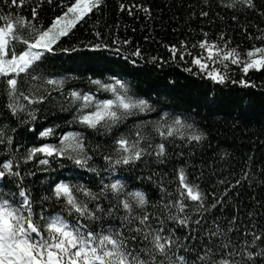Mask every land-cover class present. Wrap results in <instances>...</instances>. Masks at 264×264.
<instances>
[{
	"label": "trees",
	"instance_id": "obj_1",
	"mask_svg": "<svg viewBox=\"0 0 264 264\" xmlns=\"http://www.w3.org/2000/svg\"><path fill=\"white\" fill-rule=\"evenodd\" d=\"M72 2L17 0L13 5L0 0V26L7 16L23 18L29 28L46 29L65 11L62 6ZM251 3L252 7L241 0H100L99 7L51 52L43 53L35 78L21 74L14 99L8 95L6 78H0V171H6L3 165L10 162L18 173L4 176L0 200L19 206L18 194L24 191L45 238L48 223L56 217L81 232L131 236L129 229L138 222L124 220L119 201L139 192L147 205L135 208L133 215L146 212L153 229L163 226L164 235L174 231L190 249H179L178 255L195 260L197 252L203 256L210 244L215 250L220 238L210 237L209 229L221 225L225 230L232 227L230 236L238 245L250 243L251 233L259 235L255 247L246 249L254 257L247 264H264V255H258L264 250V68L243 71L252 59L247 53L264 48V0ZM29 35L28 29L17 31L18 37ZM205 41L209 47L216 45L211 59L207 48L200 47ZM13 43L16 53L24 48L20 40ZM228 51L234 52L238 63L223 60L222 53ZM196 58L208 66L206 70L192 63ZM208 72L220 73L224 82L211 80ZM49 80L63 83L53 85ZM117 81L128 96L148 107L133 110L111 127L92 129L80 123V117L91 114L97 103L115 99L111 87L123 92ZM73 92L93 97L91 106L84 107ZM10 103L17 106L15 114ZM165 117L169 124L181 119L190 127L183 136L161 137L156 128ZM137 132L143 138L138 145L144 149L141 159L116 164V141L121 137L135 141ZM192 135L201 139L192 140ZM65 136L70 138L66 142ZM74 137L82 143L83 153ZM160 144L163 155L157 156ZM45 146L67 151L29 158L33 148ZM85 155L86 163L75 162ZM181 170L205 194L199 211L197 204L184 201L185 213L179 215L190 217L187 228L168 219L177 215L183 199L178 191ZM61 183L73 189L78 202L95 212L96 219L80 216L55 195ZM113 183L123 186L119 195L105 188ZM234 259H241L238 252Z\"/></svg>",
	"mask_w": 264,
	"mask_h": 264
},
{
	"label": "snow or ice",
	"instance_id": "obj_2",
	"mask_svg": "<svg viewBox=\"0 0 264 264\" xmlns=\"http://www.w3.org/2000/svg\"><path fill=\"white\" fill-rule=\"evenodd\" d=\"M15 5L17 0H10ZM22 2V0H21ZM51 3V0H48ZM242 3H247L252 7L251 0H241ZM100 0H73L70 5H63L65 11L56 17L46 29L37 28L32 25L30 28L23 18L12 19L3 17L5 20L4 26H0V78L4 80L8 95L10 98H15L19 92L18 78L21 74L35 78L33 73L39 67L38 62L44 52H51L53 45L58 43L62 37L68 36L69 32L76 27L78 23L83 21L94 8H98ZM36 9H32V15L36 16ZM20 28L28 29L30 35L28 37H18L17 31ZM20 40L24 48L19 53L14 52V41ZM13 48L10 49L9 45ZM202 49L207 48L208 58L211 59L214 55L216 45L208 46L207 41L200 45ZM175 52V49H172ZM260 54L259 58L257 54ZM139 55V53H137ZM220 55V54H217ZM247 56L252 58L245 63L243 71L247 73L249 69L264 68V48L250 51ZM10 57V58H9ZM223 60H232L233 63L239 61L234 58V52L228 51L222 53ZM192 63L199 66L201 70H206L207 65L201 59L196 58ZM208 78L218 83L224 82V77L218 72H208ZM48 83L53 85H61L63 82L49 80ZM99 84V81H95ZM120 89L123 92H118L115 87H111L115 99H109L103 103H97L94 111L91 114L80 117V123L86 127L96 129L97 127H111L118 123L123 116L131 114L133 110L138 109L144 111L148 105L145 101H137L127 95L125 86L117 81ZM23 96V93H19ZM72 96L84 101V107H89L92 104L93 97H80L78 93L73 92ZM27 99V97H24ZM33 103L41 101H32ZM9 108L13 114L17 111V106L9 104ZM19 110H23L20 108ZM181 119H175L170 124L167 123L165 117L164 122L158 125L156 131L161 137H173L174 135L183 136L185 128H189ZM51 130H49L50 132ZM47 135V133H45ZM2 135V133H0ZM137 139L129 141L128 138L121 137L116 141V152L119 158L115 160L116 164H129L135 160L141 159L143 148L138 145L143 138L137 132ZM68 136L64 137V142L68 141ZM76 142V147L83 153V145L78 137L72 138ZM192 140L199 141L198 135H192ZM157 156L163 155L164 145H159ZM67 151L66 148H55L52 146L33 148L29 153L31 158L36 153H43L46 156L63 155ZM69 158H72L69 156ZM85 155L83 159L76 158L77 164H83L87 161ZM109 161L110 157H106ZM42 164H47V160H41ZM0 171V178L7 175H18L12 171V163H5ZM179 194L183 199L177 206V215H170L168 219H173L178 222L179 227L187 228L190 223V217L184 215L180 217V213H185L187 205L184 201H192L198 205L197 211L204 206L205 194L199 189L198 185L190 184L183 170L178 174ZM119 195L123 186L119 183H113L110 186H105ZM79 191L87 197L95 199L91 193L80 189ZM22 199L19 206H14L8 199L0 200V264H247L254 257L250 251L246 249L255 247V241L261 237L256 233H251L252 241L245 242L244 245H238L233 242L230 236L232 227L226 230L221 225H217L215 229H209L210 237H219L220 243L214 250L211 244L205 248V253L201 256L198 252L195 260L188 259L185 255H178V250L183 249L188 252L189 246L182 243L175 236L174 231L169 230L168 235H164L165 228L153 229L149 223L150 214L141 212L138 215H133L135 208L144 209L147 205V200L142 193L135 192L129 194L131 199L119 201V204L124 209L126 215L124 220L128 224L138 222V226L130 228L129 232L133 235L126 236L121 232H108L107 234L94 233L93 231L81 232L77 228L70 227L61 218L52 219L47 226V238L42 234L38 224L33 220V212L31 201L24 191L18 194ZM55 195L63 197L70 207L80 216H87L89 219H96L95 212L89 211L86 204L78 202L74 195L73 189L67 184H59L55 189ZM169 210L171 209V206ZM97 212L102 211L97 208ZM200 224V220L195 221ZM163 225V221H161ZM245 237L249 233L245 232ZM191 236V233H189ZM135 241L131 247L130 242ZM142 245V246H141ZM226 250V254H225ZM237 252L241 259L236 260L234 257ZM258 255H264V250ZM219 257V258H217Z\"/></svg>",
	"mask_w": 264,
	"mask_h": 264
},
{
	"label": "rangeland",
	"instance_id": "obj_3",
	"mask_svg": "<svg viewBox=\"0 0 264 264\" xmlns=\"http://www.w3.org/2000/svg\"><path fill=\"white\" fill-rule=\"evenodd\" d=\"M259 57H260V54L258 53V54H257V57H255V58H259ZM261 69H263V68H261ZM261 69H259V70H261Z\"/></svg>",
	"mask_w": 264,
	"mask_h": 264
}]
</instances>
